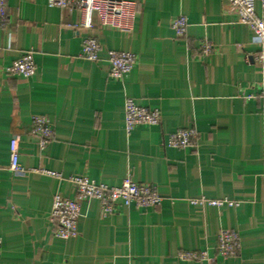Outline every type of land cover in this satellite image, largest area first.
<instances>
[{
  "label": "crops",
  "instance_id": "crops-1",
  "mask_svg": "<svg viewBox=\"0 0 264 264\" xmlns=\"http://www.w3.org/2000/svg\"><path fill=\"white\" fill-rule=\"evenodd\" d=\"M136 4L129 33L79 27L81 13L48 0H5L0 25V264H264V57L249 28L224 0H128ZM264 19V8L254 5ZM187 20L177 37L171 22ZM94 37L98 61L81 54ZM211 52L200 56L204 44ZM31 52L30 78L7 70ZM136 62L122 81L108 78L107 52ZM160 112L156 126L127 131L124 102ZM49 120L42 148L34 117ZM193 128L185 149L169 134ZM18 142L22 173L9 170ZM153 185L158 206L119 203L104 216L96 200L80 203L76 236H54L55 195L73 198L71 178ZM200 203H194L199 201ZM230 200L237 207L211 206ZM237 234L234 257L216 252L220 231ZM203 254L184 260L180 253Z\"/></svg>",
  "mask_w": 264,
  "mask_h": 264
},
{
  "label": "built area",
  "instance_id": "built-area-1",
  "mask_svg": "<svg viewBox=\"0 0 264 264\" xmlns=\"http://www.w3.org/2000/svg\"><path fill=\"white\" fill-rule=\"evenodd\" d=\"M229 8L234 11L241 24L246 25L252 33L254 44L260 48L261 61L264 57V19L259 17L254 10L255 3L264 8V0H224ZM48 5L68 11L78 10L81 13L79 27L93 28V18L96 17L100 24L117 29L122 33L132 30V23L136 15V4L128 0H48ZM5 17V0H0V25ZM187 20L178 16L171 22V28L177 37L185 34ZM211 46L204 44L200 49V56H206L211 52ZM100 46L94 37H86L82 41L80 56L90 62L98 61ZM108 78L114 81H122L132 70L136 62V56L130 52H107ZM12 76L30 78L35 73V66L31 52H23L7 70ZM160 112L157 109H149L136 105L133 100L124 102L125 128L129 132L136 126H156L160 122ZM31 133L39 138L40 148L44 147L52 138V128L49 120L43 117H34ZM196 138L193 128H180L169 134L167 146L176 149H185ZM9 170L14 173H22L23 169L18 161V142L11 140L9 145ZM264 170V156L262 158ZM74 185L73 198H64L55 195L52 201L50 221L54 225V236L62 240H68L77 235V223L80 212V203L87 200H96L100 205L102 215L114 213L117 205L126 206L134 204L138 208L155 207L160 204L161 198L157 189L146 183H134L130 178H125L121 185L109 187L105 184H96L83 176L71 178ZM194 201V203H200ZM216 207H237L238 203L230 200L207 201ZM239 249L237 234L232 230H222L216 238V252L222 258L236 256ZM184 260L204 259L203 254L193 252L180 253Z\"/></svg>",
  "mask_w": 264,
  "mask_h": 264
}]
</instances>
